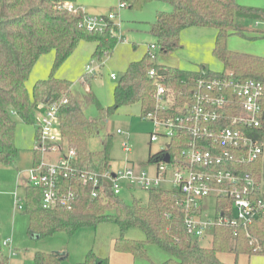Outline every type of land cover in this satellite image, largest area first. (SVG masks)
<instances>
[{
  "label": "trees",
  "instance_id": "obj_1",
  "mask_svg": "<svg viewBox=\"0 0 264 264\" xmlns=\"http://www.w3.org/2000/svg\"><path fill=\"white\" fill-rule=\"evenodd\" d=\"M75 1L0 0V163L9 164L18 156L15 116L35 125L34 112L39 103L59 104L66 100L59 112L60 131L69 143H74L80 168L99 174L112 168L110 149L113 137L107 135L100 150L90 148L91 138L97 133L99 122L85 115L79 99L72 92L73 82L58 78L55 73L81 40H94L96 48L93 56L99 58L109 56L121 40L117 35V23L106 15L102 16L106 21L104 28L89 30L85 21L88 14L83 8L77 6L75 10H70L65 6ZM122 1L129 4L130 8H137L152 0ZM162 1L170 3L172 10L159 12L151 24L150 32L158 50L167 54L179 48L181 33L187 28H214L217 34L213 53L222 61L224 70L214 71L205 65L197 70L181 69L156 63V59L146 55L141 60L132 61L118 79L114 89L115 102L107 109L109 114L119 107L137 103L141 105L142 116L155 110L152 96L155 82L148 74L150 68L167 77V84L176 91L178 100L204 76L218 77L233 72L238 81L253 78L264 84V56L234 51L228 46V38L232 34L251 39L264 37V29H249L244 25V20L250 17L257 22H264V9L246 7L237 0ZM51 52L54 53V62L50 75L38 79L30 90L27 82L32 70L43 55ZM88 76L85 75L83 80L86 81ZM90 94L95 99L93 93ZM262 102L264 105V98ZM101 110L104 111L103 108ZM254 134L264 139V129H256ZM190 139L187 130L177 128L169 148L151 154L150 162L159 161L165 152L170 153L172 163L183 160L182 151ZM39 159V153L35 152L34 163ZM224 167L259 175L261 158L251 164H226ZM100 182L95 189L102 196L96 198L91 196L94 188L92 183L78 185V199L73 210L42 208L40 189L26 186L24 206L30 215V234L37 238L58 231L73 234L85 226L112 222L120 229L114 244L117 251L128 252L136 257L146 256L148 245L156 244L169 255L162 264H236L224 261L220 254H264V214H260L248 227L251 237L247 236L243 226L236 236L232 235V228L217 226L211 246L206 247L187 232L184 210L178 204L181 196L179 188H153L148 191L146 203L135 199L132 204H127L114 193L109 180L101 179ZM254 196L261 197L260 192ZM225 202L219 201V207L222 208ZM134 227L144 231V240L126 237V232ZM66 255V252L38 251L34 262L61 264ZM0 264H9V257L2 252ZM79 264H109V260L98 256L91 249Z\"/></svg>",
  "mask_w": 264,
  "mask_h": 264
},
{
  "label": "built area",
  "instance_id": "obj_2",
  "mask_svg": "<svg viewBox=\"0 0 264 264\" xmlns=\"http://www.w3.org/2000/svg\"><path fill=\"white\" fill-rule=\"evenodd\" d=\"M70 10L76 7L65 4ZM125 1L119 8L127 7ZM117 12L107 17L114 20ZM89 30L102 29L106 25L104 18H86ZM158 46H148L147 55L156 59ZM87 71L91 67L87 66ZM149 76L155 82L153 100L155 110L143 115L157 125L165 126L164 135L169 138L165 149L170 146L177 128L187 130L191 136L188 146L182 151L183 160L172 163L157 161V171L150 176L142 169L127 165L116 170L109 169L102 174L83 170L78 165L76 148L60 131L59 104L39 103L34 112L36 137L33 149L39 153V161L29 170L26 186L41 191V206L44 209L64 208L73 210L78 199V185L93 184L92 198L101 197L99 190L101 179L113 184L114 193L120 195L123 185L141 186L147 191L161 188L162 182H170L179 188L181 196L178 204L184 210L187 232L200 240L209 230L214 232L217 226L232 228V235L238 234L242 226L251 237L249 226L264 214V199L255 197L260 192L258 176L245 171L237 172L224 167L226 164H251L264 154L263 140L254 134L256 129H264V84L250 78L238 81L233 72L218 77H201L191 90H187L182 99L167 84V77L150 68ZM117 79L116 74H112ZM164 114L163 116L161 114ZM170 113V115H166ZM118 133H123L118 129ZM159 134L151 135V141H157ZM126 152L132 147L123 144ZM166 153V152H165ZM164 153V154H165ZM171 166V167H170ZM172 171L169 178L168 173ZM214 197L217 201V215L214 219L204 217V201ZM226 201L219 207V201ZM25 196L15 192V205L23 209ZM10 255L16 253L12 238L3 241Z\"/></svg>",
  "mask_w": 264,
  "mask_h": 264
},
{
  "label": "rangeland",
  "instance_id": "obj_3",
  "mask_svg": "<svg viewBox=\"0 0 264 264\" xmlns=\"http://www.w3.org/2000/svg\"><path fill=\"white\" fill-rule=\"evenodd\" d=\"M122 0H77L91 18L108 16L111 12H117L114 21L117 23V35L121 41L117 44L109 56L102 58L93 56L96 48L94 40L83 39L79 42L73 53L57 69L55 76L73 82L72 92L79 98L85 115L88 119L98 120L99 129L91 138L90 148L100 150L107 135H111L112 145L110 157L112 169L123 168L132 165L142 169L150 176L155 175L157 163L150 162L151 154H156L165 149L169 138L164 136L168 129L163 125H157L151 119L143 118L142 108L139 104L119 107L112 114L107 109L115 102L114 89L118 79L126 71L129 63L141 60L147 55L149 43L155 42L150 32L151 24L155 22L161 11H171L172 5L162 0L149 1L141 7L119 8ZM239 4L246 7L264 9V0H237ZM75 7V2L71 3ZM244 25L249 29L263 30L264 22L255 18L244 20ZM217 31L209 27H190L181 33V46L169 53H162L156 50V63L165 65H177L182 62L186 68L198 69L205 65L214 71H223L222 61L213 53ZM154 39V40H153ZM228 46L234 51L242 53H253L264 56V37L251 39L240 34H232L228 38ZM254 54V53H253ZM52 58L45 61L48 58ZM44 60V61H42ZM42 62V63H41ZM54 55L48 53L43 55L37 62L42 67L47 63L50 75L53 67ZM91 71H87V66ZM184 67V66H183ZM36 68V66H35ZM40 68V67H39ZM118 76L112 78V74ZM86 81H81V76L88 75ZM32 84V73L27 82ZM34 84H32L33 87ZM31 87V90H32ZM29 88V87H28ZM93 93L94 98H92ZM104 109V111L101 110ZM17 121L16 144L19 148L17 158L9 163H0V252L9 257V264H35L34 257L38 251L41 252H68L69 257L63 259L61 264H79L85 260L87 253L93 251L109 259L110 247L113 239L120 234L119 226L112 222H101L99 224L85 226L75 233L69 234L66 231H58L53 234L43 235L37 238L31 235L30 215L25 208L18 209L15 205V192L18 191L21 197L25 195V180L29 170L33 167L35 151L33 149L36 128L33 123H27L19 116ZM121 129L123 133H118ZM158 133L159 139L151 141V135ZM128 142L132 147L131 152H126L123 144ZM74 146V143H71ZM171 167V166H170ZM172 171H169L170 178ZM159 187L171 189L174 185L170 182H162ZM149 192L141 186L123 185L119 197L127 204H132L135 199L147 202ZM217 215V201L214 197H208L204 201V217L214 219ZM144 240L145 233L140 228H130L126 237ZM12 238V245L16 251L10 255L9 249L3 246V241ZM213 231L200 239L202 246H211ZM113 248V246H112ZM113 250V249H112ZM116 251V250H115ZM119 252V251H117ZM123 253V252H122ZM127 253V252H125ZM222 256L228 258L229 263L236 264H264V254L252 255L226 253ZM134 264H162L169 255L156 244L147 247L146 256H134ZM115 263V261H114ZM116 264V263H115Z\"/></svg>",
  "mask_w": 264,
  "mask_h": 264
},
{
  "label": "crops",
  "instance_id": "obj_4",
  "mask_svg": "<svg viewBox=\"0 0 264 264\" xmlns=\"http://www.w3.org/2000/svg\"><path fill=\"white\" fill-rule=\"evenodd\" d=\"M75 4L77 5V6H80V7H82L81 5H79L78 3H77V0L75 1ZM83 8V7H82ZM83 10H84V8H83ZM85 11V10H84ZM86 12V11H85ZM87 13V12H86ZM88 14V13H87ZM154 37V36H153ZM155 39V38H154ZM153 39V40H154ZM152 43H154V42H152ZM152 43H149V44H152ZM231 49V48H230ZM231 50H233V49H231ZM147 51H148V49H147ZM146 51V52H147ZM113 52V51H112ZM53 53V52H52ZM254 53V54H253ZM253 53H251V54H253V55H256V54H259V53H256V51H254ZM53 55H54V53H53ZM52 58V56H50V58H48V60L46 59L45 61H48L49 62V60ZM42 61H44V60H42ZM42 63V62H41ZM130 64V63H129ZM42 66H44V73H42V67L41 66H37L36 65V68L34 67V69L32 70V84H34L38 79H43V78H46V74L48 73V67H47V63L46 64H44V65H42ZM170 66H173V67H178V68H181V69H184V68H186L185 67V65L182 63V62H178L177 63V65H170ZM184 66V67H183ZM40 67V68H39ZM193 68H195V67H192V68H190L189 70H197V69H193ZM83 78H84V76L82 75L81 76V81L83 80ZM32 84L30 83V84H28V87H29V89L31 90V87H32ZM72 86H74V84L72 85ZM78 98V97H77ZM79 99V98H78ZM137 104H139L140 105V103H137ZM141 106V105H140ZM263 143H264V139H263ZM258 177H259V181H260V196L264 199V154H263V156H262V158H261V172H260V174L259 175H257ZM119 236V235H118ZM117 236V237H118ZM117 237H115L114 239H113V245L111 244V247H110V253H109V258H110V263L109 264H134L135 262H136V258L134 257V255L133 254H131V253H125V252H121V251H119V252H117V250L115 249V247H114V244H115V240H116V238ZM128 237V236H127ZM128 238H131V237H128ZM131 239H133V238H131ZM13 246V245H12ZM112 246H113V248H112ZM113 249V250H112ZM116 250V251H115ZM64 252H66V251H64ZM67 253V255H66V257L64 258V259H66V258H68L69 257V253L68 252H66ZM223 253V255L224 254H226V253H231V252H222ZM222 253L220 254V257H221V259H223L224 261H226V262H228V258L227 257H224V256H222ZM234 254V253H233ZM98 255V254H97ZM235 255V254H234ZM98 256H100V255H98ZM100 257H102V256H100ZM104 258H106V257H104ZM109 260V259H108ZM114 261H115V263H114ZM229 263V262H228Z\"/></svg>",
  "mask_w": 264,
  "mask_h": 264
},
{
  "label": "water",
  "instance_id": "obj_5",
  "mask_svg": "<svg viewBox=\"0 0 264 264\" xmlns=\"http://www.w3.org/2000/svg\"><path fill=\"white\" fill-rule=\"evenodd\" d=\"M164 161L165 162H170V160H171V155H170V153L169 152H166L165 154H164Z\"/></svg>",
  "mask_w": 264,
  "mask_h": 264
}]
</instances>
